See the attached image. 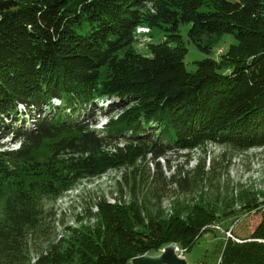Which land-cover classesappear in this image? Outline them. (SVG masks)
<instances>
[{"label":"trees","instance_id":"16d2710c","mask_svg":"<svg viewBox=\"0 0 264 264\" xmlns=\"http://www.w3.org/2000/svg\"><path fill=\"white\" fill-rule=\"evenodd\" d=\"M148 25L166 37L150 44L151 57L133 49ZM182 25L201 50L223 35L236 44L189 72ZM102 102L110 119L98 131ZM26 118L29 130L15 125ZM206 136L242 150L264 146V0H0V264H131L173 243L190 250L216 218L198 204L167 218L158 160ZM7 138L18 149L5 150ZM138 145L155 162L152 181L134 159ZM203 165L170 181L189 192L206 178ZM121 169L134 194L138 182L155 183L145 200L158 205L99 202L95 236L81 227L52 240L45 203ZM36 234L44 249H32ZM217 264H264V212L250 239L219 245Z\"/></svg>","mask_w":264,"mask_h":264},{"label":"rangeland","instance_id":"374dc122","mask_svg":"<svg viewBox=\"0 0 264 264\" xmlns=\"http://www.w3.org/2000/svg\"><path fill=\"white\" fill-rule=\"evenodd\" d=\"M150 8L148 7V11L153 14ZM190 28L191 25L180 27V34L188 49L185 66L189 72L197 70V62L218 56L223 50L226 51L232 44H236L231 35H223L219 40L209 41L210 44H213L210 50H201L189 38ZM87 29L88 27L85 25V29L79 30V32L85 33ZM136 35L139 41L134 44L133 49L136 53L144 56L151 57L153 55L152 49L149 47L150 44L157 45L166 41L164 31L155 25L144 26L136 30ZM108 103L97 104V109H101L99 112L103 113H96L95 128L98 131H101L110 119L109 116L105 115L107 109H103V106L106 108ZM57 104L58 102H56ZM22 110L24 108L20 107V112ZM31 121L33 119L26 118L15 125L22 130H29L34 124ZM8 124L11 125L12 123ZM198 141L200 145L198 144L194 148ZM116 143L118 149L123 152L131 148L130 144H126L124 141ZM2 144H4L5 150H16L19 147V144L15 143L12 138L4 139ZM134 151H136L134 156L136 163L141 164V168L145 169L146 176L150 174V181H152L156 172L155 162L150 161L151 156L146 155V150L139 145L135 146ZM158 161L162 166V175L165 178L162 184V193L165 196L161 198V207L165 216L169 218L178 212L181 217H186L191 214L190 209L198 204L214 219L216 218V221L202 229V232L213 231L206 233L190 250H184L178 244L173 243L158 252L135 257L131 264H133L134 259L143 257L160 258L169 252L172 245H176V248H172L173 250L170 252H174L177 258L186 260L188 264H202L203 262L204 264H217L221 243L227 242L228 239L243 243V240L251 238L252 233L261 222L264 212V146L260 148L249 147L242 150V148H234L229 145H219L206 136L199 137L197 141L190 143L188 150L167 154L166 158ZM203 164H205L206 178L198 180L194 184L195 187L189 192H183L178 184L170 181V177L178 172L181 178L193 177L196 167L198 165L204 166ZM130 170L132 171V168ZM125 172H127L126 169L106 171L97 177L78 181L70 191H67L58 200L46 202V210L51 213L54 219L50 223V227L53 225L56 228L55 232L49 229L52 234L51 239L54 240V237L59 239L63 236L70 237L71 232L81 227H85L87 233L95 236L98 224L96 219L98 220V218L94 215L99 211V207H97L99 202L106 201L109 204L118 203L129 206L135 198L139 202L145 200L146 190L152 189L153 191L155 183L149 181L148 184L142 185L143 188L141 189L138 182L134 194L133 188L130 190L132 183L126 184L123 181ZM149 198H152L151 194H149ZM146 200L145 203L151 208H155L152 205H158L155 200H152L151 204H148ZM34 238L35 242H31L32 249L38 247L41 250L46 247L38 246L44 242L39 234H36ZM37 259L38 255L33 252L31 261L34 263Z\"/></svg>","mask_w":264,"mask_h":264},{"label":"water","instance_id":"95a60500","mask_svg":"<svg viewBox=\"0 0 264 264\" xmlns=\"http://www.w3.org/2000/svg\"><path fill=\"white\" fill-rule=\"evenodd\" d=\"M171 247L175 249L176 245H172ZM172 248H169V252H166V254H164L160 258L143 257L134 259L133 264H188L186 260L177 258L174 252L171 253L170 251L173 250Z\"/></svg>","mask_w":264,"mask_h":264}]
</instances>
